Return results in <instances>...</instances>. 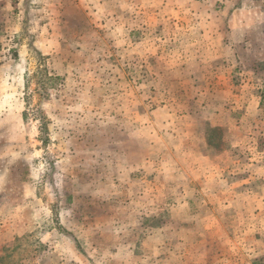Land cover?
I'll return each mask as SVG.
<instances>
[{
  "label": "rangeland",
  "instance_id": "rangeland-1",
  "mask_svg": "<svg viewBox=\"0 0 264 264\" xmlns=\"http://www.w3.org/2000/svg\"><path fill=\"white\" fill-rule=\"evenodd\" d=\"M244 1L0 0V264H264Z\"/></svg>",
  "mask_w": 264,
  "mask_h": 264
},
{
  "label": "crops",
  "instance_id": "crops-1",
  "mask_svg": "<svg viewBox=\"0 0 264 264\" xmlns=\"http://www.w3.org/2000/svg\"><path fill=\"white\" fill-rule=\"evenodd\" d=\"M227 1L228 0H226V2ZM250 2H247V1L241 2L243 4L238 5L237 11L239 13H244V14L254 13V14H257V15H264V0H251ZM226 4H228V3H226ZM229 8H230V6L229 5H226L225 10L227 12H230V9ZM261 20L264 21V18L261 19ZM249 28L250 27H248V25H246V27H242V30L244 32H246L247 30H250ZM261 44H264V43H261ZM158 173H162V172L159 170Z\"/></svg>",
  "mask_w": 264,
  "mask_h": 264
}]
</instances>
